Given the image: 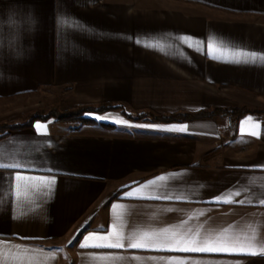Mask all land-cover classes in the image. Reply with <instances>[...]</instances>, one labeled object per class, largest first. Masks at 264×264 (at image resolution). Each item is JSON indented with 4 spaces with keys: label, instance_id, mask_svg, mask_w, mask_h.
I'll return each instance as SVG.
<instances>
[{
    "label": "crops",
    "instance_id": "obj_1",
    "mask_svg": "<svg viewBox=\"0 0 264 264\" xmlns=\"http://www.w3.org/2000/svg\"><path fill=\"white\" fill-rule=\"evenodd\" d=\"M262 58L264 0H0V104L116 107L0 137V264H264Z\"/></svg>",
    "mask_w": 264,
    "mask_h": 264
},
{
    "label": "snow or ice",
    "instance_id": "obj_2",
    "mask_svg": "<svg viewBox=\"0 0 264 264\" xmlns=\"http://www.w3.org/2000/svg\"><path fill=\"white\" fill-rule=\"evenodd\" d=\"M65 23H67V21L65 19H61V25H64ZM77 28H83V25H80V24H76L75 25ZM129 39H132V37H129ZM180 41L182 43H187L188 40L190 39H193L191 37H180L179 38ZM137 44H141V43H144L142 42L139 38H136V41H135ZM216 41H215V38H213V41L212 43L214 44ZM201 44V48L197 49V50H203V42H199ZM221 44L223 42H220ZM144 46L145 47H156L157 45L154 44V43H151V42H147V43H144ZM190 47L192 45H189ZM208 54H211L210 52ZM246 55H250L253 59L256 58L257 54L256 53H250V54H246ZM214 59H219V57L217 56H213ZM264 59V58H262ZM237 63L241 62L239 60L235 61ZM96 119H105L104 117H94ZM116 123H120V124H126L127 122L124 121V120H117L115 121ZM171 130H175V131H187V127L186 126H182L180 128H173ZM0 168H4V169H16V170H19L22 168L21 165L19 164H0ZM51 171V170H49ZM14 179L15 181H27V180H30V179H36L34 177H25V176H22L19 174V171H17L16 175L14 176ZM157 180H164L165 178L164 177H159V178H156ZM156 183V181H150V182H147L146 185H144L145 187H147L149 184H152L154 185ZM55 184V180L54 178L53 179H47L46 182H45V187L47 188V193L45 194H48L51 192L52 190V187L54 186ZM241 193L239 190H237L236 192L230 194L229 196L221 199L220 197H217L215 198L214 202H221V203H245L244 200H240V201H236L234 200V196H239ZM128 195L130 196L131 193H128ZM158 198V197H157ZM165 198H169V197H165ZM260 203L264 204V199L260 200ZM164 231H167V229H165ZM102 239H108L107 237H103ZM123 235H117L116 238H115V242L114 243H111V244H107V245H88L87 243H84L81 245V247H89V246H92V247H112V248H123L124 247V244H123ZM191 243H195V241H191ZM207 244V242H205ZM146 245L145 244H142V243H139V242H133V243H130L128 245L129 248H133V249H136V248H142V247H145ZM163 250H179V251H201V252H207V251H226L228 249L226 248H219V249H214V248H211V247H191V248H180V249H163ZM233 251H240V252H243L245 254H251V255H256V254H264V246H261L259 248H257L255 246V244H252L250 245L249 247L247 248H240V249H232ZM58 251V250H57Z\"/></svg>",
    "mask_w": 264,
    "mask_h": 264
},
{
    "label": "rangeland",
    "instance_id": "obj_3",
    "mask_svg": "<svg viewBox=\"0 0 264 264\" xmlns=\"http://www.w3.org/2000/svg\"><path fill=\"white\" fill-rule=\"evenodd\" d=\"M99 106L101 105L98 106L85 105L84 107H91L93 109ZM80 107L83 106L71 107L65 110L64 109L61 110L55 107L52 98L47 99L46 97L27 98V99L24 98V99L6 101V102L4 101V103L0 104V133L7 131L9 129L8 126L18 125V124L21 125L27 123L28 121L31 120L30 118H33L35 116H39L40 118L43 119L47 117L46 120L50 118L60 119L59 116L65 115L67 113L70 112L77 113L79 111L78 108ZM86 114L92 115L99 113L89 112ZM14 117L15 119H13ZM60 122L67 123L65 121H60Z\"/></svg>",
    "mask_w": 264,
    "mask_h": 264
},
{
    "label": "trees",
    "instance_id": "obj_4",
    "mask_svg": "<svg viewBox=\"0 0 264 264\" xmlns=\"http://www.w3.org/2000/svg\"><path fill=\"white\" fill-rule=\"evenodd\" d=\"M112 108H116V107L101 105L99 107L92 109L91 107H84L83 106V107L78 108L79 111L77 113L70 112V113H67L65 115L59 116L60 119L56 118V121H65L67 123L74 122V123H79V124H85V123H87V120L84 117V115L86 113H89V112L103 113V112H105L109 109H112ZM218 112H220V111L214 110V111L209 112V113L208 112H199L196 114L175 115V116L169 117V118H161V117H155V116L154 117L151 116V117L154 120H160V121H168V120H171L172 118L173 119H180V120H191V119H197V118H202V117H208V116H211V115L218 113ZM223 112L226 114L233 115V116L240 115L242 113V111H239L236 109H226V110H223ZM126 115L129 118H132L131 115H129V114H126ZM146 116H148V115H146L145 113H142V114H139L137 118L142 119ZM46 118H44V119L46 120ZM30 119H31L30 121H28L27 123L21 124V125L18 124V125L8 126L9 129L7 128L8 129L7 131L0 133V137L8 134L9 132L18 130L20 128L30 127L35 120H44L43 118H40L39 116H35L33 118H30Z\"/></svg>",
    "mask_w": 264,
    "mask_h": 264
},
{
    "label": "built area",
    "instance_id": "obj_5",
    "mask_svg": "<svg viewBox=\"0 0 264 264\" xmlns=\"http://www.w3.org/2000/svg\"><path fill=\"white\" fill-rule=\"evenodd\" d=\"M236 126V118L232 115L226 116V128L229 132H233Z\"/></svg>",
    "mask_w": 264,
    "mask_h": 264
}]
</instances>
